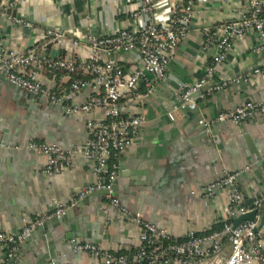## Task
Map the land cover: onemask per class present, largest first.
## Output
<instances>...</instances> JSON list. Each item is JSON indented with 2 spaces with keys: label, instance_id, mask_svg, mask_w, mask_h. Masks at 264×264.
I'll return each instance as SVG.
<instances>
[{
  "label": "crops",
  "instance_id": "crops-1",
  "mask_svg": "<svg viewBox=\"0 0 264 264\" xmlns=\"http://www.w3.org/2000/svg\"><path fill=\"white\" fill-rule=\"evenodd\" d=\"M7 2L0 0V7H5ZM139 2L26 0L17 9L8 10L7 15L18 17L31 27L18 26L8 17L0 16V50H35L42 57L87 58L90 55L88 34L105 37L129 26V13ZM242 8L239 0H196L188 34L167 71L168 81L181 87L180 90L168 84L159 93L126 103L127 110L145 113L148 123L140 129L133 148L121 157L118 182L119 193L125 197L122 204L178 238L189 233L206 235L215 225L231 219L226 192L215 199L205 198L202 192L205 185L220 179L225 171L239 174L238 185L247 204L264 191V159L257 161L252 156L248 161L250 151L243 138L244 133L250 135L256 153H264V115L238 125H222L216 120L222 112L248 102L264 101V79L249 76L255 68L264 65V50H259L262 41L255 33H248L233 43L226 62L200 91L206 98L193 99L197 103L195 111L179 108L183 103L181 93L203 77L216 54V44L209 47L205 44V29L217 32L224 24L238 21ZM167 12V3L160 4L157 17L164 18ZM246 78L248 81H244ZM40 79L43 85H51L45 73L40 74ZM226 82V88L208 94L213 87ZM26 93L16 91L5 79L0 80V131L6 134L8 142L6 148L0 146V230L9 233L19 232L27 217L50 213L59 203L69 205L85 187L94 183L93 163L82 154L76 155L73 166L58 178H50L42 172L45 158L25 150L30 141L52 142L65 148L85 147L89 117L70 115L63 108L61 112L42 111L36 106L29 109ZM89 95V91H81L66 96L64 104L87 100ZM170 112L175 120L169 118ZM200 121L208 127H217L222 151L206 153L205 141L197 145L201 142L198 139ZM164 173L169 175L167 181L163 180ZM132 179L149 186L136 185L128 194L124 187ZM82 200L72 207L75 214L69 220L70 228L62 231L72 234L71 230L75 229V234L92 236L100 233V239L65 240L56 242L53 249L40 241L29 246V251L23 248V242L15 255L22 250L24 257L20 264H48L51 259L57 264H95L97 259L91 255L73 251L75 242L98 243L112 252L139 246V227L109 207L106 198L92 197L84 207L79 206ZM229 249L227 245L226 254ZM5 255L6 250L0 248V264L12 261L6 262Z\"/></svg>",
  "mask_w": 264,
  "mask_h": 264
},
{
  "label": "built area",
  "instance_id": "built-area-1",
  "mask_svg": "<svg viewBox=\"0 0 264 264\" xmlns=\"http://www.w3.org/2000/svg\"><path fill=\"white\" fill-rule=\"evenodd\" d=\"M24 1L8 0L5 7H0V16L8 17L14 24L31 27L18 17L7 15L8 10L17 9ZM239 1L243 8L238 21L224 24L217 32L205 29V44L207 47L216 44V54L205 68L203 77L182 92L180 109L196 110L197 103L190 99L191 95L208 84L216 70L226 62L236 40L253 32L262 41L259 50H264V0ZM195 2L140 0L129 13V26L105 37L89 33L90 55L79 60L42 57L35 50H0V80L5 79L27 93L43 96L54 106L61 105L66 96L90 92L87 100L62 106L70 115L89 117L85 147L65 148L52 142L30 141L25 150L45 158L42 172L50 178H58L73 166L76 155L82 154L93 163L94 178V183L85 187L78 199H73L69 205L59 203L50 213L27 217L17 233L0 230V248L6 250V262L15 257L19 246L39 227L62 217L78 200L105 190L109 192L106 196L109 207L139 227L140 244L136 249L112 252L98 243L75 242L73 251L91 255L97 259L95 264H264V226L258 229V222H246L238 230H234L233 222H226L219 231H210L206 235L189 233L178 238L167 229L145 220L141 214L130 212L119 199L112 197V188L120 174L121 157L133 148L140 129L148 123L145 113L127 110L126 103L155 93L158 85L167 79L168 68L188 34ZM163 3H167L168 12L166 17L160 18L157 9ZM41 73L51 79L50 86L43 85ZM249 76L264 79V65L255 68ZM247 78L244 81H248ZM227 86V82L215 86L208 94ZM205 98V94L198 96L201 100ZM259 115H264V101L248 102L222 112L216 120L238 125ZM168 116L175 120L173 112ZM238 176V173L225 171L220 179L205 185L203 196L215 199L221 192H226L231 218L255 210L260 214L264 191L247 204L238 185ZM227 245L230 246L228 254L225 253ZM48 264L57 263L51 259Z\"/></svg>",
  "mask_w": 264,
  "mask_h": 264
},
{
  "label": "water",
  "instance_id": "water-1",
  "mask_svg": "<svg viewBox=\"0 0 264 264\" xmlns=\"http://www.w3.org/2000/svg\"><path fill=\"white\" fill-rule=\"evenodd\" d=\"M18 26H22V25H18ZM53 38L54 36H51V39ZM168 84H171L177 91H179L181 88V87L175 86L173 83L168 81V79H166L165 81L161 82L158 85L155 92L159 93ZM15 90L21 91V89L17 87H15ZM26 94L28 95L26 106L29 109H33V106H36L38 109L42 111L49 110L50 112H61L63 110L62 106L65 103V101H63L61 105L54 106L50 104L48 100L43 96H39V95L31 94V93H26ZM175 94L178 95V93H175ZM181 95H183V93H181ZM199 95H200V92L193 93L190 99H196V97H198ZM227 123L228 122H222V125H226ZM198 131H199L198 139H201V142L197 145L201 146L203 145V141H205L206 143L205 152L206 153H213V152L216 153V151L220 152L223 150L224 147L221 142L220 134L219 132H217L218 130L216 126L208 127L205 124H201ZM208 131L211 132V135H209ZM243 136H244L243 138L245 140V143L247 144L249 151H250V156L247 157V160L250 161L252 156H255L257 161L264 159V153L257 154L256 151L253 149L251 142H250V135H248L247 133H244ZM0 146L2 148H6L8 146V142L6 140V134L4 133L2 135L1 131H0ZM168 176H169L168 174L164 173L162 175L163 180L167 181ZM138 182H139V179H132V182L129 184V186L124 187V191L129 194L131 187L139 185L140 187L148 188L147 186H149L148 184H144V183L137 184ZM157 188L158 187H156V189ZM119 192H120L119 182L117 180L112 188V197L119 199L122 203H125L124 201L125 197H122ZM107 195H109L108 191H105V190L97 191L94 194L88 196L86 199L80 201L79 206L84 207L90 201L92 197L94 199L106 198ZM74 214H75V208H72L68 210L62 217L54 218L53 220L39 227L24 241L23 248L29 251V246L33 245V243L38 244L40 241L46 242L48 247H50V249H53L55 247L56 242H63L65 240L71 241L75 238L88 239V241L92 239H100V236H101L100 233L95 236H92L89 233L88 234H82V233L75 234L74 233L75 229L71 230L72 234L64 233L62 230L66 231L68 228H70L69 220L71 219V217L74 216ZM246 222H251V223L258 222V229L262 228L264 226V205L262 207L260 214L255 210L250 213H246V214L241 213V214H237L236 216H234L233 218L234 230H238ZM43 233L44 235L40 236V234H43ZM53 236H56V239H53ZM23 257H24V254L22 253V250H19L17 252V256L12 259L10 264H20V259H22Z\"/></svg>",
  "mask_w": 264,
  "mask_h": 264
},
{
  "label": "trees",
  "instance_id": "trees-1",
  "mask_svg": "<svg viewBox=\"0 0 264 264\" xmlns=\"http://www.w3.org/2000/svg\"><path fill=\"white\" fill-rule=\"evenodd\" d=\"M228 222L229 223L233 222V218H231ZM224 224L225 223H219V224L215 225L213 227V230L212 231H219V230H221L223 228Z\"/></svg>",
  "mask_w": 264,
  "mask_h": 264
}]
</instances>
